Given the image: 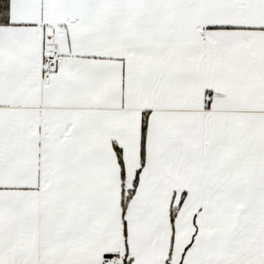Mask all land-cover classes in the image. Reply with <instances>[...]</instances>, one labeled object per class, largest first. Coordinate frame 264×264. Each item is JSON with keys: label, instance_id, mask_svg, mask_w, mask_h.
<instances>
[{"label": "snow or ice", "instance_id": "6c2138e0", "mask_svg": "<svg viewBox=\"0 0 264 264\" xmlns=\"http://www.w3.org/2000/svg\"><path fill=\"white\" fill-rule=\"evenodd\" d=\"M0 264H264V0H0Z\"/></svg>", "mask_w": 264, "mask_h": 264}]
</instances>
